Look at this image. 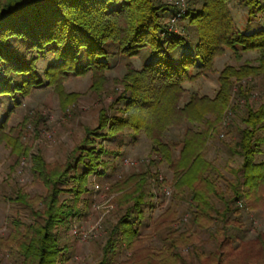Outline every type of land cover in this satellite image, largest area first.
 Returning <instances> with one entry per match:
<instances>
[{
	"label": "trees",
	"instance_id": "1",
	"mask_svg": "<svg viewBox=\"0 0 264 264\" xmlns=\"http://www.w3.org/2000/svg\"><path fill=\"white\" fill-rule=\"evenodd\" d=\"M243 1L250 15L264 13V0ZM191 2L194 7L202 4L201 9H190L182 17L197 33L196 45L189 47L193 54L185 51L189 39L170 32L165 24L166 15L175 9L160 0H0V99L10 98L16 103L18 97L28 96L34 88L43 86L36 68L39 58H30L28 54L54 55L55 64L45 72L49 85H59L69 75L85 76L91 72L92 88L96 91H102L106 83L109 45L130 57L139 56L144 49L158 56L140 71H128L126 90L119 99L123 104L122 116L109 118L102 113L98 128L88 129L86 139L64 165L53 166L41 156H34L32 174L45 188V195L32 198L19 189L12 199L32 216L28 225L19 219L13 222L23 264H59L63 260L65 250L60 247L58 229L68 227L80 215L79 203L89 193L91 177H102L107 170L102 160L107 151L103 146L96 148L94 137L104 141L127 129L136 134L146 133L153 153L165 160L174 173L176 194L189 191L192 196L195 225H207L216 215L226 222L227 210L243 196L262 200L264 162H257L256 157L261 155L260 145L264 144L259 137L264 131V107L255 109L250 98L244 96L245 128L240 131L239 142L230 148L243 159L241 169L233 171L236 176L242 175L243 181L229 183L234 195L230 202L217 186L213 173L218 171L206 154L224 114L231 109L234 88L238 86L244 95V82L251 77H264V29L253 33L235 30L228 11L229 0ZM228 49L239 61L250 52L258 53V58L239 67H226L219 76L220 89L214 99L193 95L184 103L185 86L214 74L216 59ZM211 115L213 121L207 119ZM185 122L203 125L204 130L189 129L175 159L165 135ZM3 143L19 150L18 141L8 132V120L0 123V146ZM146 175L131 176L112 187L114 192L122 193L118 200L130 205L138 216L146 205ZM64 193L71 194L73 203L63 199ZM213 199L225 205V215L214 207ZM133 211H128L112 231L100 264L108 263L118 238L124 237L130 243L136 234L130 222Z\"/></svg>",
	"mask_w": 264,
	"mask_h": 264
},
{
	"label": "rangeland",
	"instance_id": "2",
	"mask_svg": "<svg viewBox=\"0 0 264 264\" xmlns=\"http://www.w3.org/2000/svg\"><path fill=\"white\" fill-rule=\"evenodd\" d=\"M160 1L175 9L164 19L169 25L170 18L179 10L174 0ZM227 6L235 30L253 33L264 29L263 12L250 15L243 0H229ZM195 7L201 9L202 4ZM195 7L187 0V12ZM173 33L189 39L185 51L193 54L190 48L197 43V33L189 21L181 19ZM108 52L109 70L105 73L102 91L92 88L91 72L85 76L69 75L59 85H49L45 72L55 64L54 55L28 54L30 58H39L36 68L43 86L34 88L28 96L18 97L16 103L10 98L0 99V123L8 120V132L19 146L17 151L7 143L0 146V264H23L17 251L13 222L19 219L28 225L32 216L29 210L12 201L17 191L23 189L32 198L46 193L32 174L34 156H41L53 166L64 165L86 139L88 129L98 128L102 113H107L109 118L122 116L123 104L119 99L126 90L128 71H140L158 58L148 49L142 50L139 56L130 57L115 45H109ZM257 58L258 53L250 52L243 54L239 61L228 49L224 56L216 59L214 74L202 76L185 86L184 103L193 95L214 99L220 89L219 76L226 67H239ZM243 84L244 95L238 86L234 88L231 109L224 114L206 154L218 171L213 177L228 202L234 197L229 183L243 181L242 175L239 177L233 172L241 169L243 159L230 148L239 142L240 131L245 128L244 96L250 98L249 103L255 109L264 107V77H251ZM207 119L213 121L214 117L211 115ZM189 129L202 131L204 126L185 122L165 135L175 159L180 155L183 138ZM259 137L264 139V131ZM106 138L103 141L94 137L96 148L99 150L103 146L107 151L102 157L107 164L106 173L102 177H91L89 193L79 203L80 215L68 227L58 229L60 247L65 250L59 264H100L104 260V248L112 231L128 211H133L130 205L121 203V198L118 200L122 193L114 192L112 187L131 176L146 174V205L139 216L133 211L130 221L136 234L130 243L124 237L118 238L107 264H264V192L262 200H257L256 196L239 198L226 215L225 205L213 199L214 207L225 215L226 222L223 219L221 222L216 215L207 225H195L192 196L189 191L176 194L174 173L165 160L153 153V144L146 133L136 134L127 129ZM260 148L262 153L256 157L257 162H264V144ZM63 199L71 203L74 200L68 193H64Z\"/></svg>",
	"mask_w": 264,
	"mask_h": 264
},
{
	"label": "built area",
	"instance_id": "3",
	"mask_svg": "<svg viewBox=\"0 0 264 264\" xmlns=\"http://www.w3.org/2000/svg\"><path fill=\"white\" fill-rule=\"evenodd\" d=\"M186 4L187 0H174V5L176 8H178V12L174 14L169 22V30L170 32H174V26L182 19V17L187 13L186 11Z\"/></svg>",
	"mask_w": 264,
	"mask_h": 264
}]
</instances>
